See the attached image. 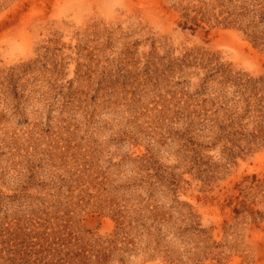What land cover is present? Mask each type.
<instances>
[{
	"label": "rangeland",
	"instance_id": "1",
	"mask_svg": "<svg viewBox=\"0 0 264 264\" xmlns=\"http://www.w3.org/2000/svg\"><path fill=\"white\" fill-rule=\"evenodd\" d=\"M0 264H264V0H0Z\"/></svg>",
	"mask_w": 264,
	"mask_h": 264
}]
</instances>
